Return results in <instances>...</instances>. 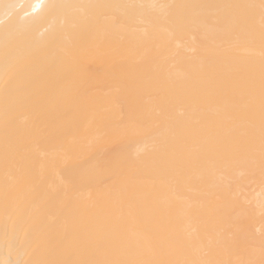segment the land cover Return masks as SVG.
<instances>
[{
	"label": "bare ground",
	"instance_id": "6f19581e",
	"mask_svg": "<svg viewBox=\"0 0 264 264\" xmlns=\"http://www.w3.org/2000/svg\"><path fill=\"white\" fill-rule=\"evenodd\" d=\"M0 264H264V0H0Z\"/></svg>",
	"mask_w": 264,
	"mask_h": 264
}]
</instances>
